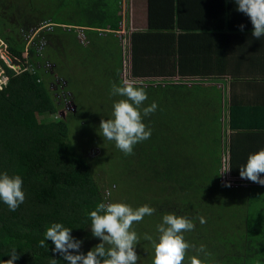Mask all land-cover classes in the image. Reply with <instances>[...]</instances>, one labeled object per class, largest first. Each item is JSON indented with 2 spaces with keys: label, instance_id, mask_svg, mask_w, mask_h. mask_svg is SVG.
I'll return each mask as SVG.
<instances>
[{
  "label": "trees",
  "instance_id": "trees-1",
  "mask_svg": "<svg viewBox=\"0 0 264 264\" xmlns=\"http://www.w3.org/2000/svg\"><path fill=\"white\" fill-rule=\"evenodd\" d=\"M58 1L0 0V48L19 61L16 67L0 54V173L19 174L26 196L16 211L0 201V264L13 248L15 264H67L51 240L46 248L39 244L55 222L72 228L86 254L100 243L89 213L109 200L101 190L106 175L126 183L139 173V206L141 200L153 207L161 223L168 213L192 219L194 230L184 233L192 245L185 264L201 245L209 255L200 258L210 264H264V185L240 177L246 162L235 156V139L223 162L224 130L256 127L247 108L234 100L228 105L215 81L225 72L224 63H216L217 43L224 48L221 38L231 36L225 30L236 27L234 0H149V30L132 33L129 52L132 77L146 79L142 107L158 105L144 118L151 137L126 156L100 129L93 140L100 149L93 145L89 153L97 164L84 157V140L71 142L68 117L83 114V101L100 108L102 119L111 118L122 98L111 95V85L121 83L127 68L123 0ZM49 21L55 26L37 30ZM176 77L202 81L175 84ZM187 99L193 109L185 135L182 123L177 130L169 123L188 113ZM224 166H231L230 187L220 175ZM157 225L145 231L153 240ZM140 247L142 264H153V242L143 238Z\"/></svg>",
  "mask_w": 264,
  "mask_h": 264
},
{
  "label": "clouds",
  "instance_id": "clouds-1",
  "mask_svg": "<svg viewBox=\"0 0 264 264\" xmlns=\"http://www.w3.org/2000/svg\"><path fill=\"white\" fill-rule=\"evenodd\" d=\"M234 2L236 10L249 17L253 26V37L257 39L264 37V0H234ZM132 4V2L129 3V8L134 15ZM54 26L49 21L41 27L47 29ZM244 27L243 24L239 25L241 31ZM122 40V45L125 47L128 39L123 36ZM125 49L131 50V47ZM2 73L3 71H0V77ZM144 81L146 79L127 77L119 85L113 83L111 95L122 98L114 102L111 118L101 119L99 125L102 137L114 141L115 147L126 156L132 155L135 145L148 140L152 133V129L144 122V118L154 113L158 105L153 101L151 105L142 107L148 98ZM230 168L231 166H224V171L220 174H224L223 179L228 178L229 182H225L224 185L226 187H230V180H234ZM261 174H264V148L251 153L246 164L239 168L242 179L264 185V176ZM111 194V190H107L105 200H108ZM25 199L22 177L19 174L10 175L7 171L0 173V201L6 204L9 210L16 211ZM154 212L155 209L148 204L133 208L124 201L100 202L89 213L92 235L100 238V243L88 250L86 254L80 251L83 241L71 235L72 228L65 227L59 222L52 223L47 228L44 239L40 240L39 244L40 247L46 248L48 247L46 241L51 240L54 244L52 251L60 254L67 264H137L139 255L136 246L140 236L133 225ZM201 222L203 223V220ZM194 227L192 219L187 216L175 213L165 214L162 223L157 225L158 239L153 240L147 234L144 236L154 245L153 264H185L187 251L192 245L186 240L184 233L194 230ZM201 254L209 255L204 245H201L196 254L187 260V264H210L208 260L200 258ZM18 258L19 255L13 248L10 258L3 260L2 264H15ZM53 264L56 262L53 261Z\"/></svg>",
  "mask_w": 264,
  "mask_h": 264
},
{
  "label": "crops",
  "instance_id": "crops-1",
  "mask_svg": "<svg viewBox=\"0 0 264 264\" xmlns=\"http://www.w3.org/2000/svg\"><path fill=\"white\" fill-rule=\"evenodd\" d=\"M236 12V27L230 32L228 29L225 30L231 36L227 39L221 38V41L225 43L224 48H220L217 43L216 51L217 54L221 53V55H219L216 63H224L225 72L217 78L215 77V81L217 80V89L221 90L227 97L228 105L234 100L241 107L247 108L248 120L253 119L250 123L256 121V127H251L250 130L238 132H233L228 128L226 131L224 130L226 155L223 162L230 160L229 144L231 145L235 139V143L233 141L235 156L237 152L238 158L243 159L244 163L247 162L251 153L264 148V117H262L264 115V37L260 39L253 37V26L249 17L239 11ZM141 13V18H138L137 22L136 18L135 21L132 18V23L135 22L134 27L137 28V31H148L149 0H141ZM130 20L124 19L122 23L130 22ZM241 24L245 26L243 31L239 29ZM200 32L202 33V31ZM212 34L216 36L218 31L213 30ZM202 37H205V40L210 38L209 35ZM198 80L202 81L199 77H179V83L190 82L189 85ZM154 81L159 82L162 79H155ZM261 175L264 176V174Z\"/></svg>",
  "mask_w": 264,
  "mask_h": 264
},
{
  "label": "rangeland",
  "instance_id": "rangeland-1",
  "mask_svg": "<svg viewBox=\"0 0 264 264\" xmlns=\"http://www.w3.org/2000/svg\"><path fill=\"white\" fill-rule=\"evenodd\" d=\"M57 2H59L58 0H55ZM131 2L133 3L134 6V21L136 18V22L138 18H141V0H131ZM67 6V5H66ZM132 23V19L129 22V25L125 23H123V32L121 33L122 36H124L125 39H128V42L125 43V48L129 49L131 47V35L133 32L137 31V28L134 27V22ZM43 29L42 27H37V30H41ZM79 39V38H78ZM81 43V42H80ZM2 53V54H1ZM6 50L5 48L2 46V48H0V54L2 56V58L7 62L6 56H5ZM126 56H125V62H126V66L127 68L125 69V72L123 74L124 78H127L130 75V69L132 68V53L129 52V50H127L125 52ZM146 84V83H144ZM74 93V91H72ZM81 99V97H79V100ZM188 101V113L185 112L184 115H179L177 119L170 121L169 126H171L174 130L177 129H181L180 128V123H182L184 125V128H182L184 130V134L187 135L188 131H189V127H190V121H189V117L191 114V110L193 109V105L192 102H189L190 100L187 99ZM82 106H84V112L83 114L80 115L79 118H75V117H68V123L70 126V139L71 142H73L74 139L77 140H84V149H83V154L84 157L87 159V161L91 164V163H98V159H96L95 157L91 156L89 153L94 150L93 149V140L94 137L96 136L95 133H98L100 131V122L102 119V114L103 111L100 110V108H96L93 109V107L91 106V103H84L83 101H81ZM89 111L94 112V113H98L99 117H96L97 114H91L90 118H89ZM187 119V120H186ZM206 131V130H205ZM203 131V133L205 132ZM99 137V134H98ZM95 150L96 148L100 149L99 145L95 144L94 145ZM205 160H207V157L205 158ZM102 171H105V168L102 169ZM111 178L109 175H106V180L104 182V184L101 186V190L104 192L107 190H111V196L109 197L110 201H124L128 204H130L133 208L138 207L139 204L135 201V195L134 192H136V188L135 187H140V173L134 176H131V178L129 179L128 177V181L125 183L124 181L119 180L120 182H111ZM223 183L225 184V182H229L228 178L226 179H222ZM234 180H230V183H232ZM114 184L117 185L114 187ZM101 191V192H102ZM145 202V201H144ZM143 201L141 202L140 200V205H143L144 203ZM146 203V202H145ZM147 204V203H146ZM157 213V212H156ZM154 213V215H146L142 221H140L139 223H135L133 225V228L135 229V231L137 232V234L140 236V240L139 243L136 246V251L139 255V260L137 261V264H142L143 260H144V254H142L143 251V247H140L141 241L145 236V231L148 230L150 227H152L154 224H160V219L159 216ZM88 244H91L90 241L86 242Z\"/></svg>",
  "mask_w": 264,
  "mask_h": 264
},
{
  "label": "built area",
  "instance_id": "built-area-1",
  "mask_svg": "<svg viewBox=\"0 0 264 264\" xmlns=\"http://www.w3.org/2000/svg\"><path fill=\"white\" fill-rule=\"evenodd\" d=\"M129 3H131V0H123V8L124 9L122 11V15H123L124 19H126V20H129V19L133 18V12L129 8ZM126 24L129 25V22L127 21ZM122 32H123V30L120 32V36L123 39V36L121 34ZM79 34H80V30H78V35ZM78 38L81 39L82 41H84V37L80 38V35H79ZM124 42H125V40H124ZM131 75L132 74H130L128 77H132ZM171 81H173L175 83H179L180 82L178 77L177 78H173ZM184 83H186V82H184ZM189 83L190 82H188V84Z\"/></svg>",
  "mask_w": 264,
  "mask_h": 264
},
{
  "label": "water",
  "instance_id": "water-1",
  "mask_svg": "<svg viewBox=\"0 0 264 264\" xmlns=\"http://www.w3.org/2000/svg\"><path fill=\"white\" fill-rule=\"evenodd\" d=\"M6 59H7V62L10 63V64L13 63L16 66L19 65V61L14 59V58H11V57L7 56Z\"/></svg>",
  "mask_w": 264,
  "mask_h": 264
}]
</instances>
